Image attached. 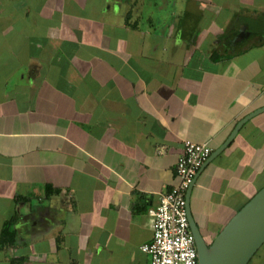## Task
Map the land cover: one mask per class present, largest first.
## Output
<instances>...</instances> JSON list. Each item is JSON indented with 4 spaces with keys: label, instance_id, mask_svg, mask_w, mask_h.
Returning a JSON list of instances; mask_svg holds the SVG:
<instances>
[{
    "label": "crops",
    "instance_id": "1",
    "mask_svg": "<svg viewBox=\"0 0 264 264\" xmlns=\"http://www.w3.org/2000/svg\"><path fill=\"white\" fill-rule=\"evenodd\" d=\"M1 70L0 263L150 264L183 141L264 106V0H0ZM263 185L264 111L196 176L204 240Z\"/></svg>",
    "mask_w": 264,
    "mask_h": 264
},
{
    "label": "built area",
    "instance_id": "2",
    "mask_svg": "<svg viewBox=\"0 0 264 264\" xmlns=\"http://www.w3.org/2000/svg\"><path fill=\"white\" fill-rule=\"evenodd\" d=\"M211 152L212 148L205 142L183 141V150L175 164L177 184L161 193L158 203L147 210L152 238L141 246V250L148 254L150 264H198L186 215L185 193Z\"/></svg>",
    "mask_w": 264,
    "mask_h": 264
},
{
    "label": "water",
    "instance_id": "3",
    "mask_svg": "<svg viewBox=\"0 0 264 264\" xmlns=\"http://www.w3.org/2000/svg\"><path fill=\"white\" fill-rule=\"evenodd\" d=\"M262 111L264 106L248 113L236 123L225 141L214 149L201 165L186 190L185 209L194 237L198 264H247L264 243V185L234 213L211 243L204 240L189 204L197 174L231 142L243 123Z\"/></svg>",
    "mask_w": 264,
    "mask_h": 264
},
{
    "label": "trees",
    "instance_id": "4",
    "mask_svg": "<svg viewBox=\"0 0 264 264\" xmlns=\"http://www.w3.org/2000/svg\"><path fill=\"white\" fill-rule=\"evenodd\" d=\"M46 192L52 193L56 192L58 189L52 188L51 185H46L45 187ZM20 197L18 195H15L14 199L17 200ZM15 219V216L10 217L9 219H6L3 222V225L0 230V248L3 246H10L15 241V231L12 229V223Z\"/></svg>",
    "mask_w": 264,
    "mask_h": 264
},
{
    "label": "rangeland",
    "instance_id": "5",
    "mask_svg": "<svg viewBox=\"0 0 264 264\" xmlns=\"http://www.w3.org/2000/svg\"><path fill=\"white\" fill-rule=\"evenodd\" d=\"M10 8H8V10H9ZM7 23H11V20H9ZM263 29V28H262ZM18 43V42H17ZM19 43H22V42H19ZM1 72V75H3V77H5V78H7V77H9L10 78V80H15L16 78H18V77H20L21 76V74H19V73H24V71H19V72H17V70L16 71H14V73H13V75L12 76H10V74L9 75H7L6 76V74H5V72H4V70L2 71H0ZM65 96H67V94H65ZM70 96V95H69ZM257 176V173L255 174V177ZM258 177V176H257ZM4 249H7V248H4ZM264 253V243H263V245L261 246V248H259V250L253 255V257L251 258V260L247 263V264H255L256 262H257V260L259 259V257H261L262 256V254ZM1 254V253H0ZM9 257V256H8ZM5 262V261H4ZM0 263V264H7L6 262L5 263Z\"/></svg>",
    "mask_w": 264,
    "mask_h": 264
}]
</instances>
